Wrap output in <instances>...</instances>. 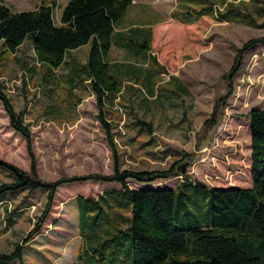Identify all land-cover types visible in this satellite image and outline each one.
Listing matches in <instances>:
<instances>
[{"label": "rangeland", "instance_id": "1", "mask_svg": "<svg viewBox=\"0 0 264 264\" xmlns=\"http://www.w3.org/2000/svg\"><path fill=\"white\" fill-rule=\"evenodd\" d=\"M2 1L12 10L32 9L38 2ZM66 1L56 0L52 12L54 20L59 18ZM135 1L140 3L143 0ZM152 1L163 4L158 16L165 21L169 18L171 4L180 0ZM193 2L188 0L187 4ZM211 6H219L220 10L216 11L226 20L201 17L204 21L194 45L187 43L183 36L181 27L184 25L180 24L179 29L169 35L184 39L185 52L178 62L169 64L162 51L153 46L152 50L158 49L156 54L166 66L165 74H161L162 80L159 79L154 88L156 97L142 105L136 92L124 88L123 95L117 100L118 107L113 112L108 113V109L104 112L107 121L116 120L115 125L108 122L121 168L163 169L176 160L187 162L186 174L182 178L176 175L151 182L127 179L128 187H174L182 180L206 188L250 185L248 112L251 108L264 107V41L244 50L231 73L228 71L243 42L249 38H264V26L261 25L264 22V0H214ZM194 17L191 15L188 20ZM112 42L115 47L123 45L115 36ZM1 48L0 44V51ZM76 56L80 61L79 51ZM195 56L199 57L196 62L184 66L187 72H179L186 75V90H174L179 98L170 96V90L162 82L179 74L178 63ZM191 65L198 68L192 71ZM115 73L117 78L120 77L123 73L121 67H117ZM67 78L66 66L62 65L53 71V77L45 75V69L36 62L28 41L16 47L13 53L0 52L2 90L29 130L37 177L44 181L73 174L111 172V153L96 119L95 101L88 82L75 81L70 88ZM228 84L231 90L213 111L214 120L208 128L205 121H209L216 101L226 94ZM130 111L152 123L151 136L146 133L139 136L125 123V114ZM0 159L24 171L29 169L25 141L9 125L1 102ZM10 180V173L0 168V183ZM119 187L116 182L100 181L59 185L38 230L25 243L23 238L41 215L47 192L42 188H24L2 193L0 254L9 253L18 245L21 258L7 264H86L83 257H77L81 255L82 238L77 226L75 197L96 199L102 191ZM183 199L186 210L173 211L176 227H192L209 220L208 194L202 188L187 187ZM6 215L12 217L9 224ZM122 243L123 252L117 251V254L124 256L130 245L129 236ZM106 249L107 253L109 248ZM115 252L113 250V254ZM100 262L131 264V259L119 263L116 257L112 261L102 259Z\"/></svg>", "mask_w": 264, "mask_h": 264}, {"label": "trees", "instance_id": "2", "mask_svg": "<svg viewBox=\"0 0 264 264\" xmlns=\"http://www.w3.org/2000/svg\"><path fill=\"white\" fill-rule=\"evenodd\" d=\"M192 1L199 7L188 11V15L194 14L195 17L181 22L184 25L181 31L187 43L194 45L204 21L201 17L209 16L214 0ZM130 3L131 0H67L60 13L59 24H55L52 12L56 0H38L34 8L26 10H12L0 0V52L13 53L16 47L28 41L36 62L45 69V75L53 77V71L62 65L66 66L70 88L75 81H87L95 101L96 119L104 132L112 159L109 174L90 172L51 181L39 179L29 130L0 84V102L9 125L24 139L29 157L28 171L0 159V168L12 176L9 182L0 183V195L24 188H42L47 192L41 215L26 233L23 243L38 230L59 185L80 181L116 182L119 188L104 190L96 199L75 197L77 226L82 238L81 255L77 257H83L86 264H102V259L112 261L116 257L119 263L130 258L131 264H264V107L251 108L248 112V187L206 188L183 180L174 187L131 188L126 185L127 179L151 182L176 175L182 178L187 168V162L182 160H176L163 169L120 167L111 124L104 113L110 106L113 109L120 98V80L109 74L104 58L111 45L112 23ZM215 16L226 20L223 14L216 13ZM261 25L264 26V22ZM164 41L160 50L165 61L171 59L172 64L184 55L185 45L179 46L174 41L164 45ZM261 41L264 38H249L243 42L237 48L228 72L231 73L244 50ZM83 44L88 45L85 61L66 62L67 52ZM230 90L231 85L228 84L226 94L213 105L211 117L205 121L206 127L211 126L215 116L213 111ZM145 129L148 134L152 132L148 126ZM189 186L200 187L208 194L210 218L192 227H176L173 211L186 210L183 197ZM11 218V215H6L8 224ZM127 236L130 245L128 250L125 246L127 251L122 256L117 251L123 252L120 245ZM106 248H109L107 253ZM113 250L116 251L114 254ZM20 258L21 248L16 245L11 252L0 254V264Z\"/></svg>", "mask_w": 264, "mask_h": 264}, {"label": "crops", "instance_id": "3", "mask_svg": "<svg viewBox=\"0 0 264 264\" xmlns=\"http://www.w3.org/2000/svg\"><path fill=\"white\" fill-rule=\"evenodd\" d=\"M162 5L163 4H154L152 0H143L140 3L131 0V3L121 16L112 23V32L110 35L111 45L104 58L109 69V74L116 78L115 71L117 67H121L123 73L117 78V80H120V96L123 95L124 88L132 89L136 92L138 98L140 97L139 99H141L142 105L148 104L150 99L156 97L155 85L159 83V79L162 80L161 74H165L163 71H166V66L160 58H158L156 51L158 49L160 50L163 40H165V42L169 40L174 41L179 46L185 44L184 39L180 36L172 38V36L169 35L179 29L181 22L186 21L191 15H194H188L189 10L195 11L199 7L197 4H187L186 0H180L179 4H171V10L168 15L169 18L164 21L163 17L158 16L161 14L160 6ZM216 13L217 11L215 12L211 8L210 13L207 14L209 17L218 19V17L215 16ZM53 22L59 24V18L54 20L53 15ZM114 23H117V25ZM113 36L123 42L121 47H115L113 45ZM153 46H156L158 49L156 51L152 50ZM87 48L88 45L83 44L69 50L67 52L68 56L66 57V62L69 60L83 63L86 58ZM78 51L82 56L80 61L77 60L76 56ZM198 58V56H195L193 59H186L178 63L177 72L179 73L182 70L187 72L184 66L187 63L196 62ZM168 60L169 64H171V59ZM194 67L195 65H191L192 71L198 68V66ZM185 76L186 75H182L181 73L173 74V76H170L167 80L162 82V84H165V87L170 90V96L179 98V95H177L174 90H186V84L184 82ZM112 110L114 109L110 106L107 111L109 113V111ZM108 121H112L114 125L116 124L115 119H109ZM125 121H127L125 123L128 124L134 132L139 133V136H141L142 133L148 134V131L145 129L147 126L149 130H152L151 122L137 116L132 111L125 114Z\"/></svg>", "mask_w": 264, "mask_h": 264}, {"label": "built area", "instance_id": "4", "mask_svg": "<svg viewBox=\"0 0 264 264\" xmlns=\"http://www.w3.org/2000/svg\"><path fill=\"white\" fill-rule=\"evenodd\" d=\"M216 9L220 10V7L218 6V7L216 8V7L212 6V10H213V11L216 12ZM132 85H134V84H132ZM117 107H118V106H117V103H115V104L113 105V109H116ZM152 133H153V132L150 133V136L152 135ZM178 176L181 178L180 175H178Z\"/></svg>", "mask_w": 264, "mask_h": 264}]
</instances>
